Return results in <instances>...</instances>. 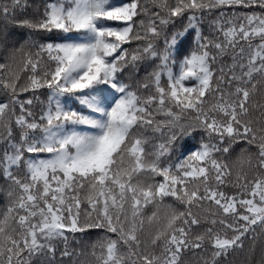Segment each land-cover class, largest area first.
Segmentation results:
<instances>
[{
	"label": "snow or ice",
	"instance_id": "6c2138e0",
	"mask_svg": "<svg viewBox=\"0 0 264 264\" xmlns=\"http://www.w3.org/2000/svg\"><path fill=\"white\" fill-rule=\"evenodd\" d=\"M0 264H264V0H0Z\"/></svg>",
	"mask_w": 264,
	"mask_h": 264
},
{
	"label": "trees",
	"instance_id": "16d2710c",
	"mask_svg": "<svg viewBox=\"0 0 264 264\" xmlns=\"http://www.w3.org/2000/svg\"><path fill=\"white\" fill-rule=\"evenodd\" d=\"M4 204V195L3 193H0V206Z\"/></svg>",
	"mask_w": 264,
	"mask_h": 264
}]
</instances>
